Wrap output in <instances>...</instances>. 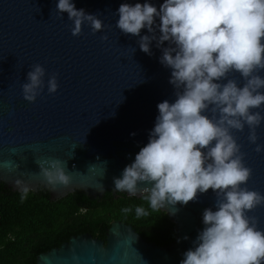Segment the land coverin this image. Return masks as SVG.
Returning a JSON list of instances; mask_svg holds the SVG:
<instances>
[{
    "label": "water",
    "instance_id": "95a60500",
    "mask_svg": "<svg viewBox=\"0 0 264 264\" xmlns=\"http://www.w3.org/2000/svg\"><path fill=\"white\" fill-rule=\"evenodd\" d=\"M121 2L75 0V7L96 14L103 26L93 31L83 22L81 31L73 34L72 20L66 11L57 12L56 0H0V180L13 190H18L16 177L31 190L45 185L38 163L57 157L65 162L70 182L49 187L50 199L74 189L86 194L114 189L113 177L147 142L157 102L175 98L170 69L159 62L161 49L155 41L149 55L139 48L137 36L116 27L115 10ZM150 2L158 7L162 0ZM36 62L45 68V86L28 101L21 84ZM53 73L58 88L49 93L46 81ZM229 76L242 83L238 72ZM232 133L251 168L245 183L264 192V151L257 152L249 141L247 125ZM256 133L257 142H264V121ZM215 199L210 187L186 204L165 205L161 210L175 227L169 244L148 241L130 224L114 220L105 239L88 232L71 235L37 254L35 264H179L203 227L202 210ZM249 215L257 216L258 226L264 228V205L249 210ZM185 234L188 239L182 238Z\"/></svg>",
    "mask_w": 264,
    "mask_h": 264
},
{
    "label": "clouds",
    "instance_id": "9594fccd",
    "mask_svg": "<svg viewBox=\"0 0 264 264\" xmlns=\"http://www.w3.org/2000/svg\"><path fill=\"white\" fill-rule=\"evenodd\" d=\"M55 8L67 12L73 34L83 22L93 31L103 26L96 14L75 7V0H56ZM115 13L116 27L137 36L142 51L151 55L153 41L161 49L158 60L170 69L175 98L157 102L147 142L113 177L114 190L139 193L149 208L162 209L186 204L211 187L214 205L202 210L203 227L179 264H262L264 228L249 210L264 205V192L245 183L251 168L232 130L247 125L249 141L264 151L256 133L264 121V0H162L158 7L150 0H123ZM233 71L242 83L229 76ZM44 75L41 63L31 65L21 84L25 99L34 100L44 89ZM46 84L49 93L58 88L55 73ZM38 165L45 186L69 184L60 158ZM14 184L24 200L31 186L20 177ZM134 211L137 217L148 214L143 205Z\"/></svg>",
    "mask_w": 264,
    "mask_h": 264
},
{
    "label": "trees",
    "instance_id": "16d2710c",
    "mask_svg": "<svg viewBox=\"0 0 264 264\" xmlns=\"http://www.w3.org/2000/svg\"><path fill=\"white\" fill-rule=\"evenodd\" d=\"M20 195L0 181V264H35L37 254L82 232L104 239L114 219L131 224L148 241L166 245L174 240V223L167 213L149 208L141 196L115 197L106 190L93 198L75 190L50 199L45 186L30 190L24 200ZM136 205L148 214L137 217ZM124 207L132 211L124 213Z\"/></svg>",
    "mask_w": 264,
    "mask_h": 264
},
{
    "label": "flooded vegetation",
    "instance_id": "af4514ba",
    "mask_svg": "<svg viewBox=\"0 0 264 264\" xmlns=\"http://www.w3.org/2000/svg\"><path fill=\"white\" fill-rule=\"evenodd\" d=\"M0 181L3 182L2 180H0ZM3 184H4L5 187H9V186L6 185L5 182H3ZM38 186H45V185L38 184L37 187H36V189L38 188ZM45 187H47V186H45ZM9 188H11V187H9ZM11 189H12V188H11ZM36 189H35V190H36ZM47 189H48V193H49V197H50V188L47 187ZM75 190L81 191L80 189H74V190H72V191H75ZM106 190H109L110 193H111L113 196H115V197H116L118 194H122V195L129 196L125 191H119V192H117V191H115L113 188H104L103 191H102L101 193H96V194H86V193H84L83 191H81V192H82L83 194H86V195L89 196V197L97 198V197L101 196ZM72 191H70V192H72ZM66 194H67V193H66ZM114 220H118V219H114ZM114 220H111V221H110V224H111V222L114 221ZM120 221H121V220H120ZM123 222H124V221H123ZM110 224H109V226H110ZM128 224H129V223H128ZM130 225H131V224H130ZM109 226H108V227H109ZM131 226H132V225H131ZM108 227L106 228V231H107ZM106 231H105V234H106ZM88 233H89V232H88ZM174 238H175V227H174ZM104 239H105V235H104Z\"/></svg>",
    "mask_w": 264,
    "mask_h": 264
}]
</instances>
